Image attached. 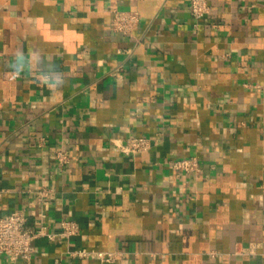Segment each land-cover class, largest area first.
<instances>
[{"label":"crops","instance_id":"1","mask_svg":"<svg viewBox=\"0 0 264 264\" xmlns=\"http://www.w3.org/2000/svg\"><path fill=\"white\" fill-rule=\"evenodd\" d=\"M189 2L0 0V216L81 229L0 264H264V0H208L197 27ZM187 158L202 171L170 168Z\"/></svg>","mask_w":264,"mask_h":264},{"label":"built area","instance_id":"2","mask_svg":"<svg viewBox=\"0 0 264 264\" xmlns=\"http://www.w3.org/2000/svg\"><path fill=\"white\" fill-rule=\"evenodd\" d=\"M189 8L195 20L196 27L210 13L211 9L208 0H190ZM113 20L111 29L116 33L132 35L138 28L141 21L140 14L134 11L113 9ZM151 142L145 137H131L121 146L122 151L128 155H136L148 151ZM57 162L64 166L69 163L70 156L66 150L59 149L55 152ZM170 168L181 174L200 173L202 171L197 158H187L170 162ZM42 197H47L43 192ZM81 229L73 221H64L62 231L50 233L45 227L37 228L30 225L29 218L24 211H14L7 216H0V256H8L13 262L18 260L30 261L35 253V241L40 238H47L54 242L57 239L70 240L79 236ZM73 256L80 259L96 258L103 263L114 262L120 253H96L87 251H76Z\"/></svg>","mask_w":264,"mask_h":264},{"label":"clouds","instance_id":"3","mask_svg":"<svg viewBox=\"0 0 264 264\" xmlns=\"http://www.w3.org/2000/svg\"><path fill=\"white\" fill-rule=\"evenodd\" d=\"M18 59L22 60L24 63L30 62V60L24 55L23 52H20ZM10 68L12 69L13 76L18 78L20 76V72L22 71L21 64L20 63H10ZM40 82L45 84L50 89L57 88V85L55 83L49 82V77H47V76H42Z\"/></svg>","mask_w":264,"mask_h":264}]
</instances>
